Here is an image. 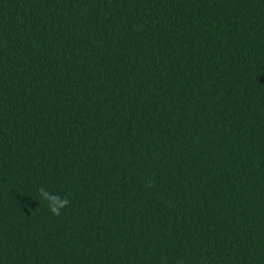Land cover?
Returning a JSON list of instances; mask_svg holds the SVG:
<instances>
[{
	"label": "trees",
	"instance_id": "1",
	"mask_svg": "<svg viewBox=\"0 0 264 264\" xmlns=\"http://www.w3.org/2000/svg\"><path fill=\"white\" fill-rule=\"evenodd\" d=\"M0 264H264V0H0Z\"/></svg>",
	"mask_w": 264,
	"mask_h": 264
},
{
	"label": "clouds",
	"instance_id": "2",
	"mask_svg": "<svg viewBox=\"0 0 264 264\" xmlns=\"http://www.w3.org/2000/svg\"><path fill=\"white\" fill-rule=\"evenodd\" d=\"M41 195L46 198L49 202V210L53 215H59L60 210L63 209L64 207L67 206L68 204V199L67 197L65 198H60L59 196H51L46 190L43 188L38 190Z\"/></svg>",
	"mask_w": 264,
	"mask_h": 264
}]
</instances>
